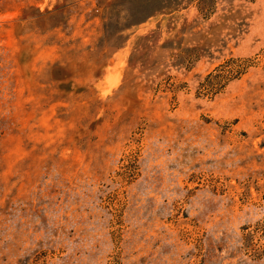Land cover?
<instances>
[{
  "label": "rangeland",
  "instance_id": "1",
  "mask_svg": "<svg viewBox=\"0 0 264 264\" xmlns=\"http://www.w3.org/2000/svg\"><path fill=\"white\" fill-rule=\"evenodd\" d=\"M0 264H264V0H0Z\"/></svg>",
  "mask_w": 264,
  "mask_h": 264
}]
</instances>
